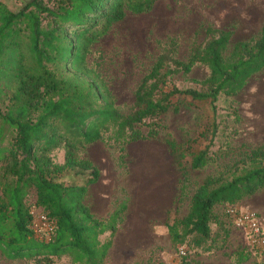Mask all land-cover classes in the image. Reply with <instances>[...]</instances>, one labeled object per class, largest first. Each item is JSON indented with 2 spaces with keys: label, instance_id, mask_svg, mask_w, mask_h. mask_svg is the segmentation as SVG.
Wrapping results in <instances>:
<instances>
[{
  "label": "trees",
  "instance_id": "trees-1",
  "mask_svg": "<svg viewBox=\"0 0 264 264\" xmlns=\"http://www.w3.org/2000/svg\"><path fill=\"white\" fill-rule=\"evenodd\" d=\"M155 2L57 0L47 7L30 0L15 12L0 2V255L5 259L53 264L67 256L70 264H104L127 200L119 201L104 220L90 213L84 196L99 173L80 157L86 147L103 141L109 132L120 145L117 166L124 168V146L156 137L161 116L177 112L181 101L192 107L207 104L213 112L219 96H235L264 68V23L256 38L232 45L230 31L207 26L204 41L185 60L165 52L156 56L139 80L132 104L122 112L100 74L86 64V56L112 24L126 14L149 12ZM197 64L208 70L199 89L171 82ZM214 132L215 126L208 143L191 153L190 169L200 170L212 161ZM167 145L173 148L172 142ZM58 148L63 149L61 164L49 155ZM65 172L76 174L77 180L68 185L57 181ZM263 188L264 144L250 149L224 173L200 182L189 197L186 214L164 224L170 243L178 247L186 242L192 249L205 250L214 241L223 244L225 227L221 235L211 234L210 224L221 222L213 208L221 207L224 220L227 208H236V202ZM30 189L33 205L54 225L47 242L31 230L32 216L24 202ZM237 252L233 264H242L250 255L245 248Z\"/></svg>",
  "mask_w": 264,
  "mask_h": 264
},
{
  "label": "rangeland",
  "instance_id": "rangeland-1",
  "mask_svg": "<svg viewBox=\"0 0 264 264\" xmlns=\"http://www.w3.org/2000/svg\"><path fill=\"white\" fill-rule=\"evenodd\" d=\"M28 1L0 0L12 12ZM56 1L40 0L47 7ZM263 23L264 0H156L149 12L126 14L121 21L112 24L90 47L86 64L100 74L116 107L125 112L132 104L139 80L159 53L185 60L204 41L203 32L207 26L230 31L232 45L256 38ZM207 76V68L197 64L188 74L174 75L171 82L179 88L199 89V83ZM160 125L156 137L124 146V168L117 166L120 145L110 139L109 132L97 144L108 152L107 163L101 172L103 177L115 176L113 184L120 189V202L127 200V205L134 210L136 205L132 200L136 197L132 195L140 192L143 196L139 199L147 201L139 203L149 216L139 229V239L144 238L145 231L148 236L158 235V229L165 222L182 218L187 212L189 197L206 176L224 173L250 149L264 144V68L252 75L235 96H219L213 112L207 104L192 107L181 101L177 112L168 111L161 116ZM214 126L210 145L212 161L200 170L190 169L191 153L208 143ZM140 129L146 130L145 127ZM167 141L172 142V149ZM95 153L100 155V152ZM49 155L52 162L62 163V148L52 150ZM83 156L85 152L80 155ZM1 177L0 163V180ZM75 180L76 174L72 172H65L57 178L65 185ZM180 186L183 187L181 196ZM33 192V189L28 191L24 200L26 206L34 202ZM155 208L161 212L154 213ZM162 209L166 210L165 219ZM214 213L221 222L220 225L210 224L212 236L221 235V229L226 226L221 210ZM227 231L223 244L214 241L207 250L205 247L192 249L186 242L177 247L165 237L163 243L150 247L145 255L128 260V264H180L182 261L189 264H233L235 254L241 248L240 238L233 231ZM181 251L184 255L180 254ZM256 262H264V252L250 254L242 264ZM113 263L120 264V261L113 260ZM0 264L34 263L25 259L7 260L0 255ZM53 264L70 263L67 256H61Z\"/></svg>",
  "mask_w": 264,
  "mask_h": 264
},
{
  "label": "crops",
  "instance_id": "crops-1",
  "mask_svg": "<svg viewBox=\"0 0 264 264\" xmlns=\"http://www.w3.org/2000/svg\"><path fill=\"white\" fill-rule=\"evenodd\" d=\"M98 143L97 141L89 144L85 150V157L96 167L99 177L96 183L88 186L84 196V203L87 205L94 218L104 220L120 201V189H117L116 184H113L115 176L113 178L103 177L101 171L104 170V166L107 163L108 152L102 147L97 146ZM95 152H100V155H97ZM107 180L108 183L106 184L105 181ZM140 193L132 195L133 198L136 197V199L132 200L134 206L136 205L134 210H132L131 205H127L121 223L116 226L104 264H114L113 260H119L120 264H128V260L137 258L140 255H145L150 247L157 245V243H163L165 237L169 239L164 225L158 229V235L152 234L148 236L145 231L144 238L139 239V234H141V230L139 229L149 218L147 211L142 209L139 205V203L147 202L143 199H139L143 196ZM34 198L33 192V201ZM234 206L242 211H254L264 215V188L250 196L242 198L236 202ZM217 209L221 210V207L215 206L213 211L215 212ZM155 212L160 213L161 211L155 208L154 213ZM162 213L165 219L166 210L162 209ZM105 237H107V234L100 236L101 241L104 240Z\"/></svg>",
  "mask_w": 264,
  "mask_h": 264
},
{
  "label": "built area",
  "instance_id": "built-area-1",
  "mask_svg": "<svg viewBox=\"0 0 264 264\" xmlns=\"http://www.w3.org/2000/svg\"><path fill=\"white\" fill-rule=\"evenodd\" d=\"M29 208L33 236L43 242L49 241L53 234V222L33 203ZM224 214L225 228L239 235L241 248H245L250 254L264 251V215L234 207L227 208ZM180 254L184 255V252L181 251Z\"/></svg>",
  "mask_w": 264,
  "mask_h": 264
}]
</instances>
